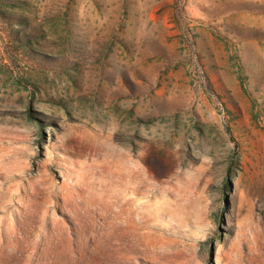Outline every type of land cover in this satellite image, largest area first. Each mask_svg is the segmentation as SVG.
Returning a JSON list of instances; mask_svg holds the SVG:
<instances>
[{"label": "rangeland", "instance_id": "1", "mask_svg": "<svg viewBox=\"0 0 264 264\" xmlns=\"http://www.w3.org/2000/svg\"><path fill=\"white\" fill-rule=\"evenodd\" d=\"M0 264H264V0H0Z\"/></svg>", "mask_w": 264, "mask_h": 264}]
</instances>
